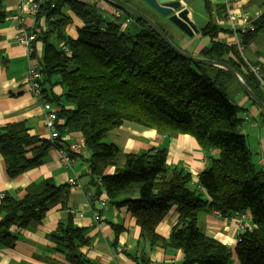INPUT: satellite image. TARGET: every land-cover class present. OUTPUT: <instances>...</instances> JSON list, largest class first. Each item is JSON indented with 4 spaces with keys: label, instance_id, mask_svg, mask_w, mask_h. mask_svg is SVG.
I'll list each match as a JSON object with an SVG mask.
<instances>
[{
    "label": "trees",
    "instance_id": "1",
    "mask_svg": "<svg viewBox=\"0 0 264 264\" xmlns=\"http://www.w3.org/2000/svg\"><path fill=\"white\" fill-rule=\"evenodd\" d=\"M123 1L139 8L130 0ZM51 2L42 6L37 16L49 26V31H41L37 38L42 43L41 85L59 84L65 103L72 106L67 110L59 104L62 123L58 131L61 136L79 132L84 139L91 183L97 187L92 202L105 194L116 207H125L141 229L139 241L150 247L162 244L180 250L181 264L231 263L229 247L199 229L197 214L201 210H216L227 218L248 212L251 227L238 237L234 252L240 264H264V171L253 165L246 139L239 132L243 109L227 93V83L234 82L232 76L221 68L176 55L145 23L128 13L126 16L138 25L133 33L128 28L122 30L121 21L103 19L95 4L81 0ZM202 2L211 17L213 5L210 0ZM63 7H69L83 21L75 39L64 30L69 17ZM5 16L0 0V22ZM155 23L168 36L167 30ZM256 27V31L264 27V14ZM223 31L207 20L198 34L208 42L196 56L235 69L264 103L262 91L235 47L217 40ZM253 35L245 36L244 44ZM260 117L264 122L261 113ZM124 122L160 135L193 137L207 156L197 186L190 184L188 173L177 169L168 172L163 148L123 154L116 144L104 142L107 133ZM50 146L49 141L29 135L22 124L0 128V155L11 179L41 165ZM59 147L62 143L58 142ZM214 150L216 156L210 154ZM119 158H123L120 168ZM109 166L116 168L112 175L104 173ZM65 189L43 180L29 185L22 198L4 195L0 203V249L14 247L18 238L15 230L40 223L49 207L61 201ZM172 207H176L178 218L164 239L156 227ZM114 231L118 233L117 228ZM83 234L71 217L52 233L67 264H91L79 253L88 244Z\"/></svg>",
    "mask_w": 264,
    "mask_h": 264
},
{
    "label": "crops",
    "instance_id": "2",
    "mask_svg": "<svg viewBox=\"0 0 264 264\" xmlns=\"http://www.w3.org/2000/svg\"><path fill=\"white\" fill-rule=\"evenodd\" d=\"M81 1L88 5L95 4L101 17L105 20L122 21V30H126L131 25L123 23L124 17H117L116 9L108 3L101 0ZM130 1L138 5L137 2L141 0ZM188 1L185 6L189 9L190 19L195 22L193 16L196 14L197 6H203V2L202 0ZM19 2L20 0H2L6 16L0 22V128L9 124H22L28 129L29 135L45 139L51 146L41 165L25 171L14 179L6 175L5 162L0 155V195L10 194L22 198L26 195L29 185L43 180H51L56 186L64 185L66 189L61 201L49 207L40 223L30 224L21 230L13 229L18 234V238L14 247L0 249V264H67L65 256L57 250L51 235L58 224L69 217L72 218L75 226L84 230L83 237L88 244L80 248L79 253L91 264H140L143 261L156 264H181L183 254L180 250L162 244L150 247L148 243L139 241L141 229L125 207H116L107 200L105 194L98 196V201L92 202L97 187L91 183L87 162L90 156L86 148L78 155L72 156L73 161L70 168L61 164L55 148L58 142L62 143L60 148H66L72 142L82 144L85 142L79 132L60 135L59 140L55 142L48 138V132L43 125L42 103L32 94L27 78L30 67L38 65L40 68L42 43L36 41L33 44L34 51L30 55L24 47L14 41L15 21L21 15ZM228 2L229 8L237 12L260 13V17L264 14V0H228ZM210 3L213 5L212 1ZM216 5H218V13L213 9L211 17H209L203 10L199 16L204 23L211 20L223 27L224 31L219 33L217 40L231 44L232 37L227 28L222 25L224 23L222 6L219 3ZM139 8L143 12L150 10L145 6ZM63 9L69 17V22L65 25L64 30L67 35L75 39L79 28L83 26V21L69 7H63ZM21 18L29 28L37 27L46 29L43 30L45 32L49 31V26L46 25L43 17L37 18L36 22L27 15H23ZM167 32L170 33L168 30ZM200 39L198 34L196 41L200 42ZM204 40L207 44L208 39ZM244 59L252 65L259 66L264 75V27L256 31L250 41L245 44ZM231 83H227L228 89L234 97V100L232 98L231 100L243 109L240 113L239 132L246 139L253 165L258 170L264 171V122L261 120L260 111L250 103L245 95L243 96L238 90H235ZM234 83L237 87L235 81ZM42 94L45 99L48 95L47 101L57 110L60 109L59 104H63L67 110L72 109L71 105L65 103L63 89L59 84L50 87L47 84L42 85ZM61 123L62 121L59 119V126ZM249 138L250 140H248ZM105 142L116 144L123 154L163 148L166 152L165 163L168 172L174 169L181 170L188 173L191 180H198L199 174L207 165L205 152L196 140L187 134L160 135L155 130L135 123L124 122L120 127L107 133ZM216 153L217 151L214 150L210 154L216 156ZM122 166L123 158H119L118 168ZM115 170L114 166H109L104 173L112 175ZM69 178L75 179L79 188L69 187L67 184ZM96 181L98 182V180ZM102 198L106 200L104 207L99 205ZM71 210L74 213H71ZM95 214L99 215L98 221L94 219ZM232 217L217 216L213 210L205 209L197 214V225L205 235L229 247L231 251L230 264H240L234 252L239 236L237 235L236 222L231 219ZM177 218V209L172 207L157 225L156 233L167 239ZM248 225L250 229L251 218ZM115 228L118 229V233H115ZM117 247L122 248L121 253H117Z\"/></svg>",
    "mask_w": 264,
    "mask_h": 264
},
{
    "label": "built area",
    "instance_id": "3",
    "mask_svg": "<svg viewBox=\"0 0 264 264\" xmlns=\"http://www.w3.org/2000/svg\"><path fill=\"white\" fill-rule=\"evenodd\" d=\"M213 2V9L216 12V7L220 4L222 6V17L224 20V25L230 36L232 37V43L229 45H232L235 47L237 53L241 56L242 61L246 65L248 71L253 75V77L256 80V83L258 85V88L260 91H262V94L264 95V75L262 74L259 66L252 65L249 62H247L244 57V50H245V44H244V37L249 34H254L256 32V22L257 19L260 17V13H254L249 14L246 12H237L235 10H232L229 8V2L228 0H210ZM51 0H20L19 2V13L23 15H27L28 17L32 18L33 21L36 22L38 13L41 10V7L46 5L47 3H50ZM54 4L51 2L50 7H53ZM212 9V10H213ZM19 15L16 19L15 24V33H14V41L19 44L21 47H24L28 54L32 55L34 51L33 44L37 41L38 35L41 31L46 29H40L37 27H28L24 24V20L21 18L22 16ZM115 15L117 17L122 16V12L116 10ZM133 20L126 16L124 18L125 24H130ZM219 21V20H218ZM220 23V22H219ZM61 49L63 52L68 53L65 46H61ZM42 73L40 71V68L37 66L30 67L27 78L29 82V88L32 92V94L39 99L42 103V108L44 111V120L43 125L45 129L48 132V138L49 140L55 142L58 141L60 138L58 126H59V118H58V111L56 108H54L50 102H48L45 98H43L42 94ZM56 148V147H55ZM85 143H79V142H72L70 143L66 148H56L59 159L61 164L65 165L66 167L70 168L71 163L73 161L72 156L78 155L79 153L84 150ZM67 184L69 187L77 189L79 188V185L75 179L69 178L67 181ZM190 184L193 186H197V180L193 179L190 181ZM4 196L0 195V198L2 199ZM106 200L102 198L100 200L99 205L104 207L106 205ZM71 213H74L72 210ZM213 213L217 216H221L220 213L216 210H213ZM250 214L248 212H241L238 214H235L231 219L235 220L236 227H237V235L240 236L243 233H245L249 229L248 223L250 222ZM94 219L96 221L99 220V215L95 214ZM117 253L122 252L121 247H117ZM149 264H156L154 262H150ZM158 264H164V263H158Z\"/></svg>",
    "mask_w": 264,
    "mask_h": 264
},
{
    "label": "water",
    "instance_id": "4",
    "mask_svg": "<svg viewBox=\"0 0 264 264\" xmlns=\"http://www.w3.org/2000/svg\"><path fill=\"white\" fill-rule=\"evenodd\" d=\"M110 4L117 10L126 12L132 15L136 20L145 23L176 55L189 60L193 63L203 64L207 66H214L227 71L236 82L237 86L243 94L250 99L258 108L264 118V103L260 98L244 83L238 72L229 65L202 59L194 54H189L176 46L168 37L167 34L139 8L126 3L123 0H101ZM141 6L152 10L157 16L165 20L169 25L175 27L183 35L192 38L199 33V29L189 18V10L185 5L188 0H141Z\"/></svg>",
    "mask_w": 264,
    "mask_h": 264
},
{
    "label": "rangeland",
    "instance_id": "5",
    "mask_svg": "<svg viewBox=\"0 0 264 264\" xmlns=\"http://www.w3.org/2000/svg\"><path fill=\"white\" fill-rule=\"evenodd\" d=\"M137 3L141 6V2H137ZM135 5L138 6L137 4H135ZM203 10H204L203 6H201V7L197 6L196 14L193 16V18L195 20V22H193V23L195 24L196 28H198V29L204 25L202 18L199 16L202 14ZM118 11L122 12L121 10H118ZM144 12H145L146 16H148L151 20H153L154 22H157L159 25H161V27H164L165 29H167L170 32V33H168V36L172 40V42L175 43L179 48L183 47V49L185 50L186 53L197 55L198 51L203 46L206 45V40H204V39H200V42L196 41V39L198 38V34L193 36L192 38H189V37L182 35V34L180 35L179 30H177L175 27L169 25L165 20H163L162 18L157 16L152 10H144ZM125 13L126 12H122V16L124 18L126 17ZM123 23H124V21H123ZM130 24L131 25H129V27H127V28L129 29L130 32L133 33L136 31L135 29L138 28V25L135 22L133 23V21ZM121 25H122V21H121ZM194 37H196V38H194ZM189 40H190V42H189ZM243 57H244V54H243ZM232 83H231L233 85L232 87L235 90H238L235 83L234 82H232ZM238 92L244 96L243 92H240L239 90H238ZM227 93L234 100V97L232 96V93H231V91H229L228 88H227ZM248 140H250V138ZM104 142H105V140H104Z\"/></svg>",
    "mask_w": 264,
    "mask_h": 264
},
{
    "label": "flooded vegetation",
    "instance_id": "6",
    "mask_svg": "<svg viewBox=\"0 0 264 264\" xmlns=\"http://www.w3.org/2000/svg\"><path fill=\"white\" fill-rule=\"evenodd\" d=\"M138 6H139V4H138ZM140 7V6H139ZM216 12L218 13V10H216Z\"/></svg>",
    "mask_w": 264,
    "mask_h": 264
},
{
    "label": "bare ground",
    "instance_id": "7",
    "mask_svg": "<svg viewBox=\"0 0 264 264\" xmlns=\"http://www.w3.org/2000/svg\"><path fill=\"white\" fill-rule=\"evenodd\" d=\"M187 8V7H186ZM188 9V8H187ZM189 10V9H188ZM190 18V17H189Z\"/></svg>",
    "mask_w": 264,
    "mask_h": 264
},
{
    "label": "clouds",
    "instance_id": "8",
    "mask_svg": "<svg viewBox=\"0 0 264 264\" xmlns=\"http://www.w3.org/2000/svg\"><path fill=\"white\" fill-rule=\"evenodd\" d=\"M229 45V44H228Z\"/></svg>",
    "mask_w": 264,
    "mask_h": 264
}]
</instances>
